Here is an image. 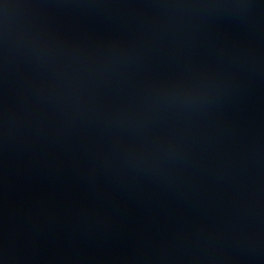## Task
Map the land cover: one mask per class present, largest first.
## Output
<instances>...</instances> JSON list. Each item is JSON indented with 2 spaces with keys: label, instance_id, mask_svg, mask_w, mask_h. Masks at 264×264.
<instances>
[{
  "label": "water",
  "instance_id": "1",
  "mask_svg": "<svg viewBox=\"0 0 264 264\" xmlns=\"http://www.w3.org/2000/svg\"><path fill=\"white\" fill-rule=\"evenodd\" d=\"M0 264H264V0H2Z\"/></svg>",
  "mask_w": 264,
  "mask_h": 264
},
{
  "label": "clouds",
  "instance_id": "2",
  "mask_svg": "<svg viewBox=\"0 0 264 264\" xmlns=\"http://www.w3.org/2000/svg\"><path fill=\"white\" fill-rule=\"evenodd\" d=\"M0 2H2V0H0ZM5 7H7V5H5Z\"/></svg>",
  "mask_w": 264,
  "mask_h": 264
}]
</instances>
